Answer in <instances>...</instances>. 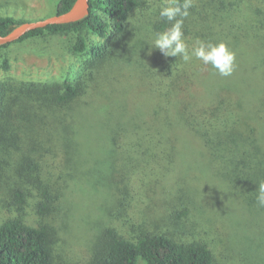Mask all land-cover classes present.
I'll list each match as a JSON object with an SVG mask.
<instances>
[{
    "label": "trees",
    "instance_id": "1",
    "mask_svg": "<svg viewBox=\"0 0 264 264\" xmlns=\"http://www.w3.org/2000/svg\"><path fill=\"white\" fill-rule=\"evenodd\" d=\"M152 1L89 0L84 18L36 28L0 46L1 57L29 39L73 35L70 51L91 55L79 75L61 81L0 82V211L6 213L0 216V264H66L57 257L56 226L78 210L75 193L83 179L112 197L107 204L114 214L99 224L87 264H223L219 244L229 238L209 240L197 230L207 224L197 221L200 208L210 222L222 213L205 195L210 174L222 199L264 229V207L256 200L264 182V86L249 87L252 70L264 74V12L257 8L241 19V6L254 0H194L183 28L190 48L198 40H224L243 61L244 46L256 51L252 66L244 62L240 72L222 77L195 57L185 63L155 48L149 54L148 43L170 27ZM75 2L57 0L55 14ZM25 21L0 16V34ZM2 60L9 70V58ZM126 69L138 88L122 102L108 83L112 72ZM92 133L97 150L110 156L100 160L107 168L87 171L81 162ZM146 208L164 216L148 218ZM248 259L244 263L264 264V255Z\"/></svg>",
    "mask_w": 264,
    "mask_h": 264
},
{
    "label": "rangeland",
    "instance_id": "2",
    "mask_svg": "<svg viewBox=\"0 0 264 264\" xmlns=\"http://www.w3.org/2000/svg\"><path fill=\"white\" fill-rule=\"evenodd\" d=\"M56 1L0 0V16L10 15L28 21L48 18L55 15ZM152 2V6L155 7L154 9L159 6H164V0ZM257 8H259L258 10L261 13L264 12V1L254 0L246 4L244 3L240 11L243 16L241 19L246 18L251 13L253 15L254 10ZM137 15L133 17V21L131 22L132 26L135 25ZM90 36L95 42L104 41L98 35L91 34ZM74 40L73 35H55L48 36L47 38L29 39L4 49L0 57V82L7 78L35 82H57L67 76L74 77L79 75V72L83 71L85 67V61H88L91 55L90 53L84 55L73 54L70 48ZM253 41L255 40L252 39L249 42ZM240 52L244 53L246 60L243 61L240 54L238 52L236 53L237 67L235 72H240L243 69L244 62L249 66L257 58L256 51L250 45L244 46ZM258 55L261 56V53ZM4 56L9 58V70L5 69L2 60ZM263 65L264 63L261 66ZM256 73L255 70H252L250 73L251 79L249 80L251 84L249 87L254 85V89L257 86L260 88L264 86V74L260 72L258 74ZM130 74L131 71L126 69L119 74L118 71H115L110 75L111 81L108 83L110 94L114 95L117 100L119 98L122 102L125 101L126 96L138 88L135 87L137 85V79L135 80L134 75L131 76ZM133 87L135 88L132 89ZM102 101H106L105 96L102 97ZM98 139L99 137L95 133L89 136L88 158L81 162L84 170L88 171L94 168L108 167L106 162L101 164L100 160H107L106 158L110 156V153L106 152V150H97L99 145ZM189 153L191 157L198 158L197 152ZM99 164L101 166L98 167L97 165ZM88 177H90L89 173ZM83 181L86 183V186H83L84 183L81 182L82 186L79 185L80 187H78L75 193L76 199L80 202L78 210L69 216V221H61L62 224L56 226L61 233V241L60 243L58 242L59 255L57 254V257L66 264L74 262L87 264L96 246L99 224L103 225L105 220H109L110 217L114 219V214H112L113 210L108 205L112 197H106L104 192L91 188L90 184L87 183V179H83ZM207 181L210 184L211 193L207 192L205 194L206 198L212 197L219 206L222 205V213H219V219L210 222L208 217L204 216L203 208H200V215L197 216V221H200L202 224H207H197L198 232L205 235L209 240L215 239L217 236L223 238L225 241L229 238L226 243H223L224 246L222 243L219 244L221 249H223L220 255L223 264H243L248 259V256L249 261L254 257L256 259L264 255V238L262 234L264 229L258 223L254 224L249 217L244 216L239 210L240 206H237L234 202H229L228 199L223 200L225 197L222 199L221 193L219 191L216 192L215 184L217 183L211 174L207 177ZM194 188H196V185ZM206 203L210 207L213 205H211V201H207ZM110 210L111 215L104 216ZM153 212L156 211L151 208H146L142 212V215L144 214L150 218L149 216L153 217L151 215ZM29 213V219L33 221V209ZM153 214L164 216L161 213ZM4 215L6 213L0 211V216ZM236 223L239 225L235 229L233 224L235 225ZM159 224L161 226L166 225L165 222H159ZM204 229H206V232ZM261 239L263 240L262 242Z\"/></svg>",
    "mask_w": 264,
    "mask_h": 264
},
{
    "label": "clouds",
    "instance_id": "3",
    "mask_svg": "<svg viewBox=\"0 0 264 264\" xmlns=\"http://www.w3.org/2000/svg\"><path fill=\"white\" fill-rule=\"evenodd\" d=\"M194 0H164L159 16L170 22L161 32L155 34L149 42V54L153 48L158 49L165 57H180L183 62H190L193 57L205 65H210L220 76L230 77L236 67V52L224 41L198 40L191 48L184 37V19L192 8ZM257 204L264 207V182L258 186Z\"/></svg>",
    "mask_w": 264,
    "mask_h": 264
},
{
    "label": "water",
    "instance_id": "4",
    "mask_svg": "<svg viewBox=\"0 0 264 264\" xmlns=\"http://www.w3.org/2000/svg\"><path fill=\"white\" fill-rule=\"evenodd\" d=\"M90 12V2L89 0H76L72 8L62 14H55L51 17L35 20V21H25L21 23L19 26L14 28L11 32L6 35L0 34V46L14 42L20 39L23 35H25L28 31L46 27L50 24H64L78 21L85 16H87Z\"/></svg>",
    "mask_w": 264,
    "mask_h": 264
}]
</instances>
